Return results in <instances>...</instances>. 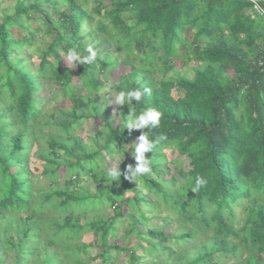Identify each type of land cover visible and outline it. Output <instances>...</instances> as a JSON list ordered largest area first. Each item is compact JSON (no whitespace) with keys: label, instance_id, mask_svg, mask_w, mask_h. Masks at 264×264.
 <instances>
[{"label":"trees","instance_id":"1","mask_svg":"<svg viewBox=\"0 0 264 264\" xmlns=\"http://www.w3.org/2000/svg\"><path fill=\"white\" fill-rule=\"evenodd\" d=\"M95 1L90 12L87 0H17L0 21V264H76L96 245L100 251L90 259L103 261L110 248L121 247L114 240L116 223L124 221L121 241L130 235L137 239L128 249V264H219L232 258L236 264H264V15L250 0ZM257 3L264 9V0ZM30 13L50 37L34 71L18 55L39 28L22 32L30 26L20 17L28 19ZM93 13L108 20L99 29L108 36L110 27L115 30L113 47L124 50L130 63L111 83L112 91L142 93L139 103L117 105L119 126L112 124L106 102L98 100L107 81L103 75L118 57L98 48L100 41L87 42ZM128 20L142 28L133 30ZM88 45L98 52L93 64L80 63L73 73L62 69L60 52L67 55L75 48L86 54ZM180 48L205 65L192 77H166ZM74 76L88 92H66L71 106L50 114L48 130L35 129L42 82L52 80L66 91ZM149 108L162 113L157 128L124 129L130 111ZM89 117L101 120L89 137L91 145L74 132V124ZM146 131L154 141L161 135L167 139L145 154L151 171L138 178L168 210L160 219L185 225L176 235L151 223L139 229L150 218L137 203H156L139 194L136 182L125 178L126 170L119 180L95 178L94 191L78 184L83 174L94 177L98 162H104L102 150L124 153L125 142ZM163 149L189 158V168L177 170L180 183L161 176ZM32 157L39 166L29 171L23 167ZM133 158L123 163L135 167ZM60 167L69 177L59 185L53 180ZM34 173L48 176L50 185L36 188ZM197 175L207 183L194 193L190 188ZM125 205H133L134 212H124ZM103 206L111 212L103 214ZM85 231L90 239L72 246ZM196 238L199 243L192 245Z\"/></svg>","mask_w":264,"mask_h":264},{"label":"rangeland","instance_id":"2","mask_svg":"<svg viewBox=\"0 0 264 264\" xmlns=\"http://www.w3.org/2000/svg\"><path fill=\"white\" fill-rule=\"evenodd\" d=\"M17 0H0V21L2 19V16L7 13H11L14 10V6ZM104 5H109L110 0H100ZM88 5L87 9L91 12L92 7H94L97 3L95 0H87ZM94 20L90 22V25L87 26L91 30V36L90 38H87V42L89 44H94L96 41H100L98 48L105 49L106 52H109V55L118 57V62L116 66L109 69V71L105 72V75L103 77L107 81L104 82V85H107L109 83H112L118 75H120L123 72L128 71L130 67V63L127 62L125 59V51L124 50H117L113 47V43L117 38V34L112 27L109 28L111 35H105V33L99 29L100 25L108 20L106 18L101 17L100 15H97L96 13H93ZM29 18L26 19L24 17H20V21L23 25H29V29H23L22 32L26 34L28 30L34 29L35 27H39L38 30L34 29V39L33 43L31 44H25L24 48L21 50V52H18V55L24 56L25 63L30 66V68L34 71L37 67L38 62V56L40 55V50L43 49L48 41L50 40V37L44 34V28L45 26L40 22L39 19L35 18L33 13H30ZM126 17V16H124ZM133 30H140L142 28L141 25L134 26L132 21L128 20L127 22ZM129 48L133 50V44L130 43ZM61 58V67L65 71H68L69 73L75 72V70L80 65L79 62H76V67L72 68L71 65H67V63L64 61L66 58V54L60 52ZM173 69L170 70L166 77H175L176 75H183L185 77H192L194 69L198 67H204L205 63L198 61L195 57L191 56L190 58H187L184 52V49L180 48L174 53L173 58ZM102 77V78H103ZM152 77L157 79L160 77V73L155 71L152 73ZM153 78V81H154ZM73 83L71 88L66 89V91H63L65 88H61V86H58L54 81L52 80H45L40 85V90L38 94H36V104L40 109V122H38L35 125V129H44L48 130L50 128V114L53 113V111L56 108H68V106H71L70 102V94L68 95V92L75 93L76 95H85L88 91L87 89L82 85L81 80L79 77L74 76L73 77ZM104 87H102L98 94L100 97L98 100H103L106 102L105 104L109 108V114H114V117L112 119V124L114 126L121 125V117L118 115L117 112V105L115 104H109L110 98L108 93L103 91ZM69 90V91H68ZM67 92V93H66ZM92 95V94H90ZM115 98V94L112 91L111 99ZM103 102V103H104ZM101 126V120L97 117H89L87 119H80L74 124V132L77 136H79L84 142L91 145V142L89 141V137L93 136L95 134L96 127L99 128ZM141 135L140 133L136 134L135 136H132L125 142V148L126 151L124 153H115V154H106L103 150L101 151V154L104 155V162L101 161L98 162V166L94 170V177H91L89 175H82L80 178V181L78 184L80 186H84L88 188L90 191H94V185L95 178L99 180H103L106 178L112 169H118L120 167L121 171L127 170L128 163H123V160L126 159L129 155H132L133 149L132 144L137 140V138ZM40 146H42V143H39ZM97 148L101 150L102 147V140L99 139L97 142ZM162 156L163 160L160 162V174L162 177L166 179H170L172 176L177 179V183L181 182V179L178 175V169L189 168V158L185 156H179L176 153L172 152L170 149H163L162 150ZM132 157H134L132 155ZM134 159V158H133ZM37 163L36 158L32 157L29 159V163L25 165V169L31 171L32 168H34L35 164ZM38 164V163H37ZM39 166V164H38ZM39 168V167H38ZM40 171V169H38ZM36 174V173H34ZM69 174L67 173L66 169L64 167H60L57 176L53 181L58 183L59 185L62 184V182L69 177ZM153 175V174H152ZM34 185L38 189H44L45 186L50 185L49 177L48 176H39V174H36L34 176ZM136 185L139 188L138 192L139 194H144L148 197L150 200H154L156 205L152 206H145L142 201H139L137 204L143 210L145 211V215H147L150 220L147 223H143L139 225V229L145 231V228L151 223L159 225L160 228H163L167 235H176L185 230V225L181 221L172 220L170 222L162 221L160 218L164 217L166 213L168 212L167 209L164 210L160 203L155 200L151 195H148V192L144 187L142 186V183L140 181V178L136 179ZM177 185V184H176ZM159 206V209L156 208V206ZM101 211L103 214H109L111 212L110 207L103 206L101 208ZM124 212L127 214H130L134 212V206L133 205H125L124 206ZM155 216H158L159 218L156 219ZM127 229V223L124 222H117L116 223V236L115 240L121 247L120 248H110L109 254L107 255V258L103 261L100 260V258H96L94 260L90 259L91 256H94L97 252H99V247L96 245L95 247L89 249V253L82 255V261L78 262L75 261L76 264H119V263H125L128 264L127 258H128V249L132 245V243L136 242V238L133 235H130V237L125 240L121 241L125 230ZM91 237L90 231H85L82 235V238L78 240L76 243H74L72 246H75L77 244H82L87 242ZM198 238L194 240L192 245L198 242ZM109 242H111L109 240ZM170 244V243H168ZM174 246V244H171ZM191 245V246H192ZM126 248V249H125ZM139 252V248L136 249V252ZM236 259H226L225 261L219 263V264H236ZM171 261H169L170 263ZM3 264H8L7 260L3 262ZM141 264H145L142 262Z\"/></svg>","mask_w":264,"mask_h":264},{"label":"clouds","instance_id":"3","mask_svg":"<svg viewBox=\"0 0 264 264\" xmlns=\"http://www.w3.org/2000/svg\"><path fill=\"white\" fill-rule=\"evenodd\" d=\"M257 9L260 11L262 15H264V9H260L259 4H256ZM86 54H81V52L77 51L75 48H70L67 51V55L65 58V62L72 66V68L76 67V62L82 64L91 65L97 60L98 52L93 45H88L84 50ZM104 92L108 93L110 101L109 104L115 105H124L127 103L130 107L132 105V101L135 100L136 103L140 102L142 93L139 90H119L114 99H111L112 94V85L111 83L104 86ZM144 92L147 94H151V89L145 88ZM162 113L158 109L149 108L137 114L134 111H130L127 114V120L124 129H128L129 132L132 129H144L147 128L155 129L160 125ZM167 137L165 135H161L158 140L154 141L150 139V132H142L141 135L137 138V140L132 144V155L135 158L136 164L133 167L131 164L127 166V170L124 172V176L128 180H134L138 177L143 176L144 174L150 173L151 171V161L148 157H146V153L153 150L156 143L159 141L166 140ZM109 177L112 178V181L119 180L121 176L120 167L118 169H112L108 173ZM207 181L202 177L197 175L195 178V184L190 189L192 192L197 193L201 187L206 185Z\"/></svg>","mask_w":264,"mask_h":264},{"label":"built area","instance_id":"4","mask_svg":"<svg viewBox=\"0 0 264 264\" xmlns=\"http://www.w3.org/2000/svg\"><path fill=\"white\" fill-rule=\"evenodd\" d=\"M250 1H252L253 2V7H254V9L258 12V13H260V11L257 9V7H256V4H258L257 3V1L258 0H250ZM260 9H261V7H260ZM261 14V13H260Z\"/></svg>","mask_w":264,"mask_h":264}]
</instances>
